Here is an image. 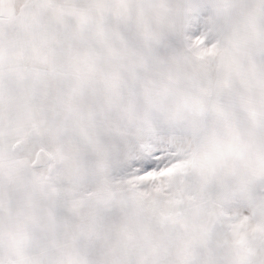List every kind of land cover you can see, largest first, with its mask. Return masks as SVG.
Instances as JSON below:
<instances>
[{"label":"rangeland","instance_id":"obj_1","mask_svg":"<svg viewBox=\"0 0 264 264\" xmlns=\"http://www.w3.org/2000/svg\"><path fill=\"white\" fill-rule=\"evenodd\" d=\"M229 1L188 0L190 32L182 37L195 56L185 57V50L178 49L174 59H166L175 64L152 63L143 51L155 53L162 41L149 47L151 39L134 31L126 51L131 65L119 63L126 60L123 50L110 53L117 61L107 66L116 76L110 98L103 95L105 75L94 72L100 67L93 63V42H101V57L103 52L108 56L104 41L123 35L92 32V16L77 17L72 1L65 4L66 17L48 25L51 56L64 59L62 65L53 64V71L66 70L73 78L69 90H57L63 95L48 96L53 179L65 178L62 183L69 185L112 183L150 201V207L158 203L160 213L170 215L146 250L131 252V260L120 252L118 264H199L204 256L195 237L200 226L196 203L218 202V214L228 216L264 215V0L254 1L255 12L238 13L221 39ZM130 12L126 21L134 30L152 22L135 3ZM124 20L116 17L118 23ZM165 49H160L164 57L169 54ZM82 57L83 74L77 71ZM79 89L84 96L76 95ZM240 205L245 209L235 208ZM76 255L82 264L115 262L103 252ZM60 264L69 263L60 258Z\"/></svg>","mask_w":264,"mask_h":264},{"label":"crops","instance_id":"obj_2","mask_svg":"<svg viewBox=\"0 0 264 264\" xmlns=\"http://www.w3.org/2000/svg\"><path fill=\"white\" fill-rule=\"evenodd\" d=\"M69 1L77 8V17L92 16V32L113 38L116 33L123 35L104 41L108 56L103 52L101 57V42H93V63L100 67L94 72L103 73L108 82L103 87L105 97L115 95L111 88L115 70L107 66L115 67L117 61L110 53L123 50L120 54L128 61L126 51L132 46L134 31L142 39H151L146 41L149 47L162 41L163 48L154 46L155 53L150 48H146L148 54L143 51L152 63L175 64L166 59H174L178 49L185 50V57L195 56L190 41L182 37L190 32L188 0H0V264H60V258L77 264L78 252H103L109 262L114 258L118 264L121 257L131 260V252L146 250L156 228L170 218L160 213L158 203L151 202L150 207V201L129 196L112 183L69 185L62 183L65 178L53 179L48 166V96L63 95L57 90H69L73 78L66 76V70L53 71V64L62 65L64 59L51 56L48 25L66 17ZM254 1H229L221 39L238 13L243 10L247 16L256 11ZM134 3L142 17L153 18L135 30L126 21ZM116 17L124 18L123 24ZM164 47L169 53L165 57L160 51ZM153 56L164 60L154 61ZM131 59L119 63L126 67ZM79 64L78 73H85L84 57ZM75 93L85 95L83 89ZM217 204L195 205L200 225L195 237L203 244L198 252L204 256L199 264H264V215L218 214ZM235 208L245 209L242 205Z\"/></svg>","mask_w":264,"mask_h":264}]
</instances>
